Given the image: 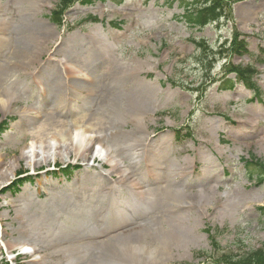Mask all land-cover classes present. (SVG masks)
Segmentation results:
<instances>
[{"label": "rangeland", "instance_id": "rangeland-1", "mask_svg": "<svg viewBox=\"0 0 264 264\" xmlns=\"http://www.w3.org/2000/svg\"><path fill=\"white\" fill-rule=\"evenodd\" d=\"M190 1L95 0L91 5H81L76 0L63 14L62 26L56 27L47 17L58 0H0L1 19L12 22L9 35L48 26L39 33L43 41L35 55L39 66L37 83L46 90L62 83L66 89L63 94L67 101L58 103V94L50 91L44 95L38 86L23 82L21 87L26 92L17 98L11 113L0 112V122L5 123L0 125V154L5 159L0 169V189L12 186L6 192L0 191L3 228L10 240L17 237L18 225L13 222L16 209L28 224L39 225L52 218L57 228L58 241L43 243L33 259H44L47 264H73L78 254L102 247L99 240L96 244L85 239L104 230L96 229L91 208L80 202L64 206L56 198L63 193L72 196L88 191L102 195L112 181L93 173L97 169L107 174L95 163L87 169L89 182L82 188V179L74 177L77 168L72 158L62 154L55 163L50 160L45 164V156L39 152L37 160L43 164L33 170L26 160L17 159L20 148L30 143L32 131L43 124H94L95 133L108 136L110 131L99 129L107 116H103V107H95L90 93L126 76L130 80L124 87H139L140 94L134 95L128 106V114L137 117H107V125L118 123V129L126 133L139 126L150 138L139 143L141 147L110 139L106 148L120 172L143 179L144 189L151 190L136 214L117 218L118 223L130 221L138 226L135 238L150 253L149 261L212 264L208 257L213 250L204 233L208 227L219 231L216 242L225 254L241 256L264 245V214L259 210L264 207V182L250 183L242 163L251 157L264 162V65L255 61L264 48V0H232L229 21L221 19L219 24L200 31L177 19ZM31 5L33 12L29 11ZM93 18L99 21L95 23ZM21 21L33 24L34 29L21 25ZM234 28L246 36L251 56H234L230 60L243 66L255 62L256 97L241 84L232 91H220L225 59L208 68L199 62L200 50L191 43L192 39H205L217 48L226 39L231 40ZM4 55L1 53V60ZM258 58L264 62V57ZM65 70L77 73L83 80L68 79ZM54 107L61 108L58 116L40 119L32 130L28 128L31 120L26 124L19 121L22 110H27L30 117L29 109L34 114ZM139 109L144 111L142 115ZM63 169L72 173L70 179H65ZM3 171L14 175L7 180L1 176ZM16 172L27 180L19 189L13 186ZM173 187L182 197L178 221L157 213L166 202V190ZM113 201L122 208L143 199L136 201L134 191L123 185L115 189ZM142 219L152 225L156 238L151 239ZM118 231L116 228L106 233ZM23 247L33 250L30 243ZM19 251L20 246L9 252L1 241L0 264H30L28 256L19 255L13 260ZM198 253L203 255L197 257Z\"/></svg>", "mask_w": 264, "mask_h": 264}, {"label": "bare ground", "instance_id": "bare-ground-1", "mask_svg": "<svg viewBox=\"0 0 264 264\" xmlns=\"http://www.w3.org/2000/svg\"><path fill=\"white\" fill-rule=\"evenodd\" d=\"M29 11L33 12L34 6L31 5ZM23 23L24 21H21L20 24L32 26L31 28L34 29L33 24ZM16 27H20V25H16ZM11 29L12 22L1 19L0 17V112H3V114L11 113V109L15 106L17 98L26 92L21 87L23 82L39 87L36 77L39 66L35 61V55L37 49H41L39 45H41L43 41L42 35L39 33H41V31L42 33L46 31L48 26H36V33L35 30H32L29 33L20 32L19 34L9 35L8 32ZM51 29L53 28L51 27ZM35 43L38 44V46ZM1 53L5 54L2 60ZM64 73L68 79L74 78L77 81L83 80L81 76L71 70H65ZM115 80L114 84L104 83L96 90H92L90 96L94 98L95 107H103L104 117L117 116L116 119L124 117L129 119L134 113L128 114V106L134 95L140 94L139 87L133 86L132 89H129L123 86L126 81L130 80L129 76L123 79L116 78ZM62 86V83H56L53 89L46 90L45 88L43 89V87H39V90L40 92L42 91L44 95L50 91L58 94L56 95V102L64 103L67 101V98L63 94L66 92V89L62 88ZM64 99L66 100L64 101ZM59 110H61V108L54 107V109H44L32 114L33 111L29 109L31 114L30 117L29 114H27V110H22L19 121H22V124H26L28 119L31 120L28 124V128L31 129L37 126L38 121L44 117L51 118L52 116H58ZM139 113L142 115L144 111L139 109ZM107 117L103 118L106 124H102L104 120L102 122L100 121L101 119L97 120L99 123L101 122L99 126L101 132L110 131L108 136L95 133L93 128L94 124L86 126L81 122H75L71 127H65L62 124L57 126H45V124H43L44 126H38L36 131H32L30 143L20 148L17 159L26 160L28 166L36 170V168H39L43 164L42 161L37 160L39 158V152H42L45 156V164L50 160H53L55 163L56 158L58 159L62 154H65L66 159L72 158L76 162L77 174L74 177L82 179V188L86 187V184L89 182L90 177L87 171L88 168H93L95 163H97L100 168L107 170L106 175L99 173L97 169L93 170V173L99 177L103 176L102 178H108L112 181L111 186L106 188L102 195H98L95 191H88L80 195L72 196L63 193L56 198V201L64 206L71 202L87 204L91 208L94 216L96 229H104L100 233H91L94 235H89L85 238L86 240L96 242V244L97 240H99L102 247L94 248L88 254H78L73 264H95L98 262H105L107 264H154L149 261L150 253L147 249L139 246L136 241L135 236L136 232L139 230L138 226H135L130 221L118 223L117 219L118 217L126 218L136 214L140 206L144 204L146 195L148 196L151 190L144 189L143 179L133 178L129 173L120 172L114 161V157L109 154L106 148V141L110 139L116 140L117 143H121L122 145H127L126 143H129L141 147L142 145L139 143L148 141L150 137L142 133L139 126L127 133L121 132L118 129V123L110 127V124L107 125ZM81 120H84V117H81ZM96 145L99 147V149H96L97 151L94 149ZM48 152L49 157L47 156ZM4 161L5 159H3L0 154V169L4 165ZM90 162L92 163L91 166ZM2 174L3 178L9 180L10 177L14 175V172L8 174L6 171H3L1 172V176ZM44 175H46V173H44ZM39 184H42V186L46 188H52V186L43 183ZM123 185L128 186L134 191L136 194V201L140 198H142L143 201L138 202L137 205H128L119 208L118 205L114 203L113 196L115 189ZM154 191L157 192L158 189H154ZM181 199L182 197L174 187L170 190L167 189L166 202L160 207L157 213H162L172 221H178L180 215L179 203ZM2 209L3 207L1 206L0 210ZM18 210L19 209H16L13 219V222L18 225L16 229L17 237L10 240L7 230L3 228V224L0 220V242H4L6 250L11 253L16 250L18 246H20L21 249H25L26 247H23L24 244L30 243L33 248V253L31 254L25 251L22 253L31 258L29 260L30 264H47L44 259L40 262V260L33 259L32 256L41 249L43 243L52 240L58 241L56 235L57 228L53 219H44L39 225L28 224V220L20 212H17ZM141 221L144 225V229L150 232L151 239L156 238L157 234L153 231L152 225L146 223L143 219ZM116 228L119 230L117 233L113 235H108L106 233ZM104 233L106 236L100 235ZM100 236L104 237L101 238ZM13 259H16V257Z\"/></svg>", "mask_w": 264, "mask_h": 264}, {"label": "trees", "instance_id": "trees-1", "mask_svg": "<svg viewBox=\"0 0 264 264\" xmlns=\"http://www.w3.org/2000/svg\"><path fill=\"white\" fill-rule=\"evenodd\" d=\"M76 0H59L56 10L52 13L50 20L52 23L59 25L61 23L60 17L63 12L70 7ZM81 4H92L94 0H79ZM220 19H225L229 21L231 19V6L230 0H195L186 6L184 15L181 20L184 21L188 26L193 28H202L209 23L217 22ZM196 46L203 52H209V47L203 42H197ZM264 54V49L261 50ZM247 54V44L245 42L244 36L239 32H234L231 43L228 47L221 46L218 51L213 52L210 50L211 59H215L216 55L226 57V56H243ZM257 62L261 63V60L257 58ZM226 75L234 74L235 81L241 82L246 88L252 90L254 94L257 93L255 84L253 83V78L256 75V71L251 67H243L240 65H232L228 63L225 65ZM234 86V81L232 79L224 78L221 82L220 90H230ZM250 163L252 162L249 161ZM245 162V165L251 168H255L257 173L258 182L262 181V175L264 173V166L259 162ZM262 211L264 210L261 209ZM207 233L209 231L207 230ZM210 240L213 238L210 234L208 235ZM214 247L216 243L212 240ZM217 248V247H216ZM215 264H264V247L252 251L246 255L233 257L227 254L220 255L216 260Z\"/></svg>", "mask_w": 264, "mask_h": 264}]
</instances>
